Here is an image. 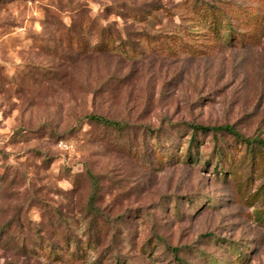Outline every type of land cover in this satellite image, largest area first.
I'll return each mask as SVG.
<instances>
[{
	"label": "rangeland",
	"instance_id": "374dc122",
	"mask_svg": "<svg viewBox=\"0 0 264 264\" xmlns=\"http://www.w3.org/2000/svg\"><path fill=\"white\" fill-rule=\"evenodd\" d=\"M0 264H264V0H0Z\"/></svg>",
	"mask_w": 264,
	"mask_h": 264
},
{
	"label": "trees",
	"instance_id": "16d2710c",
	"mask_svg": "<svg viewBox=\"0 0 264 264\" xmlns=\"http://www.w3.org/2000/svg\"><path fill=\"white\" fill-rule=\"evenodd\" d=\"M211 10V8H208ZM130 47L134 48L133 46L120 41L118 37L113 36V35H109L106 38H104L95 48L94 50L99 51V52H105V51H119L120 53H127L128 49H130ZM82 51H84V48L82 49ZM87 119L94 121L96 123H100L103 124L105 126H112L114 128L117 129H124V127L127 128V123L125 122H121V121H117L114 119H110L107 117H104L103 115H97V114H91L86 116ZM187 124L189 126V129L192 130L193 132V137L191 139V143L192 145H194V143L196 142L199 133L203 132V133H212L214 135V137H217L220 133L223 132H227L231 135H233L236 139L238 140H242L244 143H247L249 145L252 144H257L260 143L261 141L259 140H253L254 138H250V137H244L241 134H239L235 128L233 126H229V125H217V126H203V125H199V124H195V123H184ZM94 198V196H93ZM176 250V249H174ZM74 255V254H73Z\"/></svg>",
	"mask_w": 264,
	"mask_h": 264
}]
</instances>
